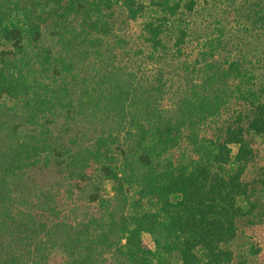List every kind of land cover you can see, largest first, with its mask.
<instances>
[{
	"label": "trees",
	"instance_id": "1",
	"mask_svg": "<svg viewBox=\"0 0 264 264\" xmlns=\"http://www.w3.org/2000/svg\"><path fill=\"white\" fill-rule=\"evenodd\" d=\"M234 261L264 264V0H0V264Z\"/></svg>",
	"mask_w": 264,
	"mask_h": 264
},
{
	"label": "rangeland",
	"instance_id": "2",
	"mask_svg": "<svg viewBox=\"0 0 264 264\" xmlns=\"http://www.w3.org/2000/svg\"><path fill=\"white\" fill-rule=\"evenodd\" d=\"M198 21H200V20H198ZM131 25H133V26L128 27L126 29V31L128 32V34L135 41V39H137L138 34H139V27L137 26V24H131ZM232 247H233V249L235 251V255L241 256V254H242V256L244 255L245 257L246 256H249L250 257L249 250H248L249 243L247 242V239L246 238L242 237L239 240H236L233 243ZM250 259H253V258H250ZM232 264H236L235 261Z\"/></svg>",
	"mask_w": 264,
	"mask_h": 264
}]
</instances>
